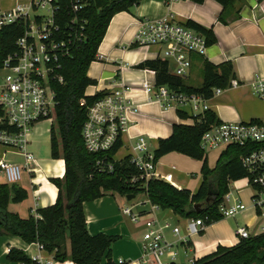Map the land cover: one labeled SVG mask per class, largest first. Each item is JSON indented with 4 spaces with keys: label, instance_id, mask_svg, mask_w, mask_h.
I'll return each mask as SVG.
<instances>
[{
    "label": "built area",
    "instance_id": "obj_1",
    "mask_svg": "<svg viewBox=\"0 0 264 264\" xmlns=\"http://www.w3.org/2000/svg\"><path fill=\"white\" fill-rule=\"evenodd\" d=\"M164 1L168 3L178 0ZM91 3L92 0H15L11 9L2 11L0 7V27L14 24L22 27L21 34L15 38L14 51L7 55L0 68L4 73L0 83V145L20 152L25 159V168L0 161V171L4 173L8 184L18 183L22 169H31L34 158L26 151L27 134L35 123L53 120L56 104L50 84L54 81L63 82L60 74L62 61L72 57L73 51L85 42L89 23L87 12ZM134 44L141 48L155 47L159 52L157 59L172 61L175 68L172 75L178 78L187 75L191 57H204L207 48L206 38L202 34L178 23L171 16L140 22L134 34ZM142 85L145 93L164 108L188 106L194 117L209 111L208 101L225 90L214 88L211 98L204 99L200 95L171 92L166 86L149 83ZM114 86L105 91L106 94L94 104L87 106L81 137L88 153H106L113 148L126 131L127 113L137 111V106L126 99L128 88L120 82ZM239 86L240 83L232 78L226 89ZM249 87L256 98L264 102V79L254 78ZM79 104L86 105L84 99ZM232 145L246 150L239 157V163L246 172V176L240 180L251 191L250 206L239 198L236 185L235 193L229 189L222 197L217 212L222 219L234 218L250 207L256 217H263L264 123L219 122L204 132L200 140V147L204 151L224 149ZM146 146L147 141L140 136L130 149L129 163L137 170V174L126 181L131 187L141 180L147 182L160 178L155 168L154 155L146 151ZM114 161L100 158L94 167L99 172H112ZM146 201L147 209L144 201L120 208L123 216L132 224H139L143 230L140 239L141 254L136 259L120 258L115 264H177L178 247L192 236L199 235L210 222L206 215L201 218H186L185 235H182L176 224L157 216L161 211L159 207L150 204L147 199ZM135 208L137 210L134 212ZM34 218L40 216L36 213ZM260 233H264L263 226L258 227L256 232L249 231L248 227L236 229L239 240ZM35 246L37 255L30 257L31 264H55L54 258L48 259L41 254L45 251L42 244L37 243Z\"/></svg>",
    "mask_w": 264,
    "mask_h": 264
},
{
    "label": "crops",
    "instance_id": "obj_2",
    "mask_svg": "<svg viewBox=\"0 0 264 264\" xmlns=\"http://www.w3.org/2000/svg\"><path fill=\"white\" fill-rule=\"evenodd\" d=\"M164 16H171L182 24L191 21L214 36V41L207 44L204 57L198 55L191 57L190 69L184 77L185 84L194 88L201 85L202 66L205 60L211 65L230 62L233 66L234 78L240 83V86L225 89L219 96L208 101V110L217 116L219 122L231 124L258 121L264 123L263 113L251 109L259 107L261 104L264 105V102L257 99L249 87L250 81L254 78L264 79V0H241L224 11L222 6L214 0H203L201 4L188 0L168 1V3L164 0H140L139 4L130 8L129 12H119L113 15L103 39L97 47L96 60L90 63L87 68L88 78L95 82L94 85L88 86L92 89V93L87 96L105 92L115 87V83L120 82L128 88L125 93L126 99L137 106L136 112L126 115L128 124L121 137V146L114 157L116 161L131 155L130 149L140 136H143L147 141L146 151L149 150V146L153 151L159 139H166L171 135L174 125L193 124L191 118L193 114L188 106L164 108L150 95H147L142 84L155 85V73L152 70L136 68L137 65L147 60L159 58V52L155 47L131 46L134 43V34L138 24L146 19L159 20ZM170 63L173 64V62H168L169 72L172 74ZM192 82H197V84L193 85ZM233 98L236 100L239 98L242 101L240 113L232 108ZM248 106L251 108L249 109ZM177 112L185 113L187 118L181 119ZM51 126V121H40L35 123L27 134L26 151L33 155L34 161L29 171L21 170L18 183L8 184L4 173L0 171V184L13 185L26 190V199L19 203L11 201L8 203V211L17 214L18 217H34L37 210L51 207L57 198L58 189L53 185L51 179L63 178L65 170L63 160L55 159L50 154ZM151 151L148 153L154 152ZM167 155H171V153ZM174 155L172 161L170 162L169 159L166 164L161 162V159L166 156L156 161L155 168L160 177L159 180L171 184L179 190L187 189L195 193L200 184L196 190L192 191L183 186L184 184L176 183V181L183 182L184 173L182 172L187 168L188 162L186 164L184 162L185 155L178 153ZM1 160L25 168L24 156L20 152L7 149L2 145H0ZM177 161L182 169L177 167ZM197 162H200L201 169V161ZM237 188L239 189L238 196L242 202V190L248 191L250 193L248 198H250L251 191L245 184L243 187L237 186ZM230 189L232 193H235L236 182L231 184ZM115 196L117 195L107 193L101 198L85 202L83 205L88 235L95 236L103 233L117 238L110 249L114 263L120 258L136 259L140 256V239L143 231L139 224H132L128 218L121 214L120 208L125 205L121 206L122 202ZM117 197L121 198V196ZM168 212L172 214L170 210H161L157 216L164 220L169 219L176 224L172 217L164 216ZM172 216L183 219L173 214ZM235 217L210 223L199 235L189 238L185 244L178 247L175 262L188 264L190 261L200 260L204 256L215 253L218 247L235 246L239 242L236 229L241 227L238 218ZM257 218L255 215L254 218L245 219L248 224L249 219L253 222ZM260 226L263 224H250L244 227H248L249 231L256 232ZM180 233L185 235L181 229ZM10 248L22 250L29 259L31 256L37 255L35 244H26L19 237L4 236L0 237V264H14L7 260ZM41 254L48 259L54 258V253H48L46 250ZM55 264L74 263L72 261H55Z\"/></svg>",
    "mask_w": 264,
    "mask_h": 264
},
{
    "label": "trees",
    "instance_id": "obj_3",
    "mask_svg": "<svg viewBox=\"0 0 264 264\" xmlns=\"http://www.w3.org/2000/svg\"><path fill=\"white\" fill-rule=\"evenodd\" d=\"M189 1L198 4L203 2ZM214 1L222 6L223 11L237 2V0ZM139 2L140 0H92L87 12L89 23L86 40L73 51L72 57L64 58L62 61L60 74L63 82L54 81L50 84L56 104L50 128V154L55 159L63 160L65 170L63 178L51 179L58 189L57 198L51 207L37 210L40 218L35 219L33 216L21 218L9 212L7 207L10 201L19 203L26 199V190L0 184V237H19L26 244L40 243L48 253H54V259L59 262L115 264L110 249L117 238L103 233L88 235L83 215L85 202L99 199L107 193L121 197L141 193L150 204L156 205L162 211L170 210L173 215L183 219L201 218L206 215L210 219L208 224L222 219L217 212L222 197L229 192L231 182L246 176L239 163V157L246 150L234 145L227 146L218 155L215 167L210 169L205 151L200 147V140L204 132L219 124L217 116L211 111L192 116V125H174L171 135L166 139H159L153 150L155 162L169 153H178L201 161V181L195 193L187 189L179 190L156 179L138 181L134 187L127 185L126 181L137 174V170L130 165L129 156L113 160L121 146V138L106 153H88L84 147L81 130L86 121L87 106L94 104L106 94V92H98L94 96L85 94L88 86L95 83L88 78L87 68L96 60L97 47L113 15L129 12L130 8ZM185 26L203 34L207 44L214 41L213 34L198 24L188 21ZM21 32L22 27L16 24L0 27V68L7 55L14 51L15 38ZM131 46L136 47L134 43ZM202 67L201 85L194 88L185 84L184 78L172 75L166 60H147L136 66L138 69L152 70L157 86H166L175 93L200 95L204 99L211 98L214 88L226 89L230 79L234 78L230 62L211 65L205 60ZM81 99H84L85 106L79 104ZM177 113L181 119L187 118L185 113ZM100 158L114 161L112 163L114 170L97 171L94 164ZM197 205L200 207L195 208ZM7 254L10 263L31 264L22 250L10 248ZM193 264H264V233L239 240L230 248L218 247L215 253L204 256Z\"/></svg>",
    "mask_w": 264,
    "mask_h": 264
},
{
    "label": "rangeland",
    "instance_id": "obj_4",
    "mask_svg": "<svg viewBox=\"0 0 264 264\" xmlns=\"http://www.w3.org/2000/svg\"><path fill=\"white\" fill-rule=\"evenodd\" d=\"M189 1V0H188ZM241 0H237V2H240ZM236 2V3H237ZM14 3H15V0H0V7H1V10L2 11H4V10H8V9H11V8H13V5H14ZM170 68H171V70L174 72V67H173V64L172 63H170ZM91 69H92V67H91ZM3 77H4V73L2 72V71H0V83L2 82V80H3ZM199 79V78H198ZM198 81V80H197ZM192 84L194 85V84H197V82H192ZM92 93V89L91 88H88V89H86L85 90V94L86 95H90ZM238 100H236L235 98H233V101L231 102V105H232V108L233 109H235L237 112H239L240 113V111H241V108H242V101L239 99V98H237ZM249 107V109L251 108L250 106H248ZM252 110H258V111H260V112H262L263 113V115H264V105L263 104H261V105H259V107H256V108H251ZM252 112H254V111H252ZM260 119H262V118H260ZM262 120H264V119H262ZM47 121V120H46ZM49 121V120H48ZM51 121V120H50ZM49 121V122H50ZM52 123H53V121H51ZM149 150L148 151H151V146H149V148H148ZM223 149H221V148H218V149H215V150H213V151H210V150H206L205 149V154H206V156H207V165L211 168V169H213L215 166H214V164H215V161H216V158L218 157V155H219V153L222 151ZM151 152H153V151H151ZM174 154H176V153H171V155H167L165 158H163V159H161V162L162 163H168V161H169V159H170V162L172 161V159L174 158ZM177 159H179V157H177ZM184 162H185V164L188 162V164L186 165V169L182 172V173H184V180H183V182H179V181H176V183H179V185L180 184H184L183 186H185V187H187L188 189H190V190H192V191H194V190H196L197 188H198V186H199V182H200V162H197V161H194V160H190V159H188V158H186L185 156H184ZM169 162V163H170ZM166 166V165H165ZM177 167L179 168V169H182L180 166H179V163H178V161H177ZM182 178V179H183ZM244 184H245V182H243V181H237L236 182V185L237 186H240V187H243L244 186ZM249 192L248 191H246V190H242L241 191V198H243V202L247 205V206H250V202H249V199L250 198H248L249 197ZM115 198L117 199V200H119V201H121L122 202V205L121 206H123V204L125 205V206H132V205H134V203H136V202H140V201H144V203L146 204V197L143 195V194H141V193H139V194H137V195H135V197H134V199L132 200V201H126L125 200V198H120V197H117V196H115ZM249 202V203H248ZM145 207L147 208V204L145 205ZM248 210L247 211H245L242 215H236V217L235 218H238V223H239V226H241V227H244L245 225H250V224H252V225H255V224H263V227H264V216L263 217H256L257 218V220H255V221H253L252 222V220L251 219H249V223L247 224V219H245V218H250V217H255V214H253L252 213V209L250 208V207H248L247 208ZM137 210V208H135V210H134V212ZM164 216L165 217H172V219H173V221L176 223V225L181 229V231L182 232H184L185 233V225H186V219H178V218H175L174 216H172V214H170L169 212L168 213H166V214H164ZM145 218H143V220H144ZM142 220V221H143ZM252 222V223H251ZM68 249V248H67Z\"/></svg>",
    "mask_w": 264,
    "mask_h": 264
},
{
    "label": "water",
    "instance_id": "obj_5",
    "mask_svg": "<svg viewBox=\"0 0 264 264\" xmlns=\"http://www.w3.org/2000/svg\"><path fill=\"white\" fill-rule=\"evenodd\" d=\"M125 199H126V201H131V200L134 199V195H127V196L125 197ZM199 207H200V205H197L195 208H199Z\"/></svg>",
    "mask_w": 264,
    "mask_h": 264
}]
</instances>
